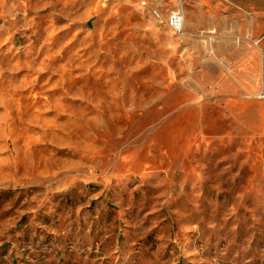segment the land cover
Returning a JSON list of instances; mask_svg holds the SVG:
<instances>
[{"label":"rangeland","instance_id":"1","mask_svg":"<svg viewBox=\"0 0 264 264\" xmlns=\"http://www.w3.org/2000/svg\"><path fill=\"white\" fill-rule=\"evenodd\" d=\"M0 264H264V0H0Z\"/></svg>","mask_w":264,"mask_h":264},{"label":"built area","instance_id":"2","mask_svg":"<svg viewBox=\"0 0 264 264\" xmlns=\"http://www.w3.org/2000/svg\"><path fill=\"white\" fill-rule=\"evenodd\" d=\"M184 18L181 17L179 12H175L172 14L171 18H170V25L172 26V28L177 31V32H182V27H183V23H184Z\"/></svg>","mask_w":264,"mask_h":264},{"label":"bare ground","instance_id":"3","mask_svg":"<svg viewBox=\"0 0 264 264\" xmlns=\"http://www.w3.org/2000/svg\"><path fill=\"white\" fill-rule=\"evenodd\" d=\"M178 12L180 13L181 17H183V16H182V13H181L180 11H178ZM183 20H184V19H183ZM183 25H184V24H183Z\"/></svg>","mask_w":264,"mask_h":264}]
</instances>
